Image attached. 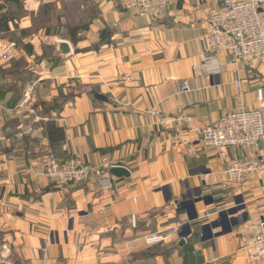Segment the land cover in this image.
Listing matches in <instances>:
<instances>
[{"label": "crops", "instance_id": "1", "mask_svg": "<svg viewBox=\"0 0 264 264\" xmlns=\"http://www.w3.org/2000/svg\"><path fill=\"white\" fill-rule=\"evenodd\" d=\"M219 2L172 0L140 17L118 0H23L24 16L0 27V42L16 45L0 62L24 75L30 94L0 89L7 264H264L262 247L242 242L264 227V172L220 188L230 160L264 161V138L224 157L214 149L188 155L225 113L258 110L264 120V57L244 64L220 53L218 75L193 71L209 54L208 9ZM50 4L71 14L34 23ZM177 119H189L180 132ZM43 155L91 167L106 159L130 176H108L110 191L95 178L57 186L27 172ZM148 235L162 241L146 245Z\"/></svg>", "mask_w": 264, "mask_h": 264}, {"label": "built area", "instance_id": "2", "mask_svg": "<svg viewBox=\"0 0 264 264\" xmlns=\"http://www.w3.org/2000/svg\"><path fill=\"white\" fill-rule=\"evenodd\" d=\"M119 6L136 16L146 17L149 13H158L167 7L172 0H118ZM264 0H220L211 4L208 9L209 30L204 36L209 54L203 56L199 65L193 68L197 74L206 79L216 76L220 70L217 57L220 53L230 55L234 61L250 64L264 57V22L261 10ZM16 52L13 42H0V60H11ZM181 89L186 91L187 84L182 83ZM189 119L174 121L180 132ZM200 143L188 151L189 156L206 149H214L221 157L227 149L257 148L264 138V120L258 110H241L223 114L217 121L205 127L200 133ZM110 163L104 159L98 167H91L75 157L58 161L53 157L43 155L37 158L27 169L36 178L46 177L57 186L76 185L91 178L98 180L103 191L112 190L111 180L103 170ZM264 172V161L233 159L224 169L227 183L220 188H227L229 183H237L249 175ZM146 245L158 244L161 235L143 237ZM261 246V257L264 259V231L248 240L242 237L243 243L251 242Z\"/></svg>", "mask_w": 264, "mask_h": 264}, {"label": "rangeland", "instance_id": "3", "mask_svg": "<svg viewBox=\"0 0 264 264\" xmlns=\"http://www.w3.org/2000/svg\"><path fill=\"white\" fill-rule=\"evenodd\" d=\"M45 7L46 8H44V10H42L41 13H38L39 15H37L36 19L34 20V23H39L38 25H40V23H55L56 20L59 18V16H67L71 14V13L64 14L62 10H60L61 12L58 13L55 4H50ZM15 9L17 10V8ZM38 10H40V8H38ZM20 13H21V17H23L24 13L22 11ZM1 21L2 19H0V22ZM4 62L5 61L0 62V89H6V88H9L11 90L13 89V93L16 96L22 94L23 99L24 98L27 99V97L29 99L30 94H27L29 91L26 94L22 92V90H25L24 87L27 86L29 82L25 81L24 75L20 74L19 72H17V75H11L7 70V68H5L7 63ZM17 86L21 87L20 89L21 91H19ZM24 94L26 95L25 97ZM12 99L13 97L10 98V101H12ZM9 254L10 253L8 251H6V253H0V264H7L6 259H8Z\"/></svg>", "mask_w": 264, "mask_h": 264}, {"label": "trees", "instance_id": "4", "mask_svg": "<svg viewBox=\"0 0 264 264\" xmlns=\"http://www.w3.org/2000/svg\"><path fill=\"white\" fill-rule=\"evenodd\" d=\"M22 1L23 0H0V12L5 8L7 9L5 10L4 13H0V19H2V21L0 22L1 28H4L5 30H7L6 28H7L8 22L21 18L20 12L22 11L21 10ZM15 8H17V10ZM23 63L24 62L22 61L16 62V66L21 67Z\"/></svg>", "mask_w": 264, "mask_h": 264}, {"label": "water", "instance_id": "5", "mask_svg": "<svg viewBox=\"0 0 264 264\" xmlns=\"http://www.w3.org/2000/svg\"><path fill=\"white\" fill-rule=\"evenodd\" d=\"M57 49L59 54L63 57H68L71 54L70 47L65 42L57 43ZM103 173L109 176L110 178H115V179H128L130 176L129 171L121 166L109 167L103 170ZM263 231H264V227H263ZM181 237H185V235H182ZM182 244H183V239L180 240L179 245Z\"/></svg>", "mask_w": 264, "mask_h": 264}]
</instances>
